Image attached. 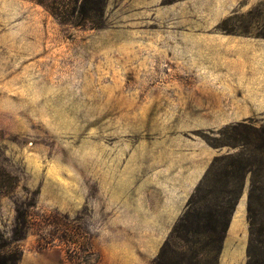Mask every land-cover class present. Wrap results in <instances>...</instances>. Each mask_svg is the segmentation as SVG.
<instances>
[{
    "label": "rangeland",
    "instance_id": "1",
    "mask_svg": "<svg viewBox=\"0 0 264 264\" xmlns=\"http://www.w3.org/2000/svg\"><path fill=\"white\" fill-rule=\"evenodd\" d=\"M84 1L98 28L0 0V163L18 180L0 198V240H19L5 248L18 264H154L179 223L160 264H264V155L233 213L207 174L259 144L264 0Z\"/></svg>",
    "mask_w": 264,
    "mask_h": 264
},
{
    "label": "trees",
    "instance_id": "2",
    "mask_svg": "<svg viewBox=\"0 0 264 264\" xmlns=\"http://www.w3.org/2000/svg\"><path fill=\"white\" fill-rule=\"evenodd\" d=\"M28 1L38 4L43 8H45L48 12H50L52 16H54L60 22V24L69 23L71 21L70 17H72L73 14L72 11L78 8L79 13L81 15L80 19L78 21H73L72 24L77 27H89L91 29L98 28V24L95 22V20L91 18V14H92L91 12L93 11L90 12V10H88L89 8H87V3L85 1L84 4L82 2L83 4L82 6H76V4H74L75 0H28ZM98 1L99 0L97 1L93 0L92 3L93 4L95 2L98 3ZM96 11L97 12L100 11V7L98 8L97 6L94 9V13ZM77 18L78 17H76L75 19ZM244 33L249 34L248 32H244ZM232 128L256 130V128L253 125H250L248 127L246 126V124H237L235 126H232ZM257 131H258L257 137L259 138V144H257V142L253 143L252 141L246 140L243 142L241 141L240 142L241 144H238L237 148L236 146H231L236 151L227 155L216 157L211 163V166L207 172V174H209L213 170H218L220 177H222L223 179L225 178V184L232 189L231 192H224L225 196L226 195L230 196L229 201L225 205L229 204V206L227 207H229V212L231 211L232 213L234 212V208L238 203L241 190L243 189L244 182L248 174L250 175V190H249L250 192L248 198L249 203H251L252 194L257 189V177H258L257 169L259 165H261L262 163L258 157L259 156L258 152H261L264 155V125L258 128ZM223 168L225 170H223ZM207 174L205 176H207ZM17 184H18L17 178L13 176L0 163V198L11 195L16 189ZM200 191H201V187H197L196 192H200ZM210 193L213 194L214 192L212 191ZM195 204H197V202L194 203V205ZM192 207H193V202L192 203L190 202L187 208V212L180 220V222H182V227H185L183 223H189V220L191 218H194V215L196 214V210L198 209L196 207L194 208ZM27 221L28 222L30 221L29 217L27 218ZM223 221L225 222H223L222 224L221 221L219 222L218 220L217 222L215 219L211 228V232L215 234L218 227H221L220 233H224V229L226 228V221H227L226 218H224V216H223ZM28 222L27 224H29ZM178 224L174 226L167 241L164 243V250L162 248L154 264H160L163 260L166 259L165 248H167L168 246H172L176 243L181 245V243L185 242L184 238H182V236L180 235L179 232L180 227ZM186 232L191 233L193 235H197L193 231L192 232L186 231ZM18 241L19 240L17 238L10 240L9 243L0 240V264L19 263L20 256L18 254L22 252L18 250V248L16 247L15 249L5 248L8 247V245H12V244L14 245L15 243H18ZM3 244H5V246Z\"/></svg>",
    "mask_w": 264,
    "mask_h": 264
},
{
    "label": "crops",
    "instance_id": "3",
    "mask_svg": "<svg viewBox=\"0 0 264 264\" xmlns=\"http://www.w3.org/2000/svg\"><path fill=\"white\" fill-rule=\"evenodd\" d=\"M239 252H240V250H238V249H234L233 251L230 249V250H228V255L231 258H235V257H237V255L239 256V254H237Z\"/></svg>",
    "mask_w": 264,
    "mask_h": 264
}]
</instances>
